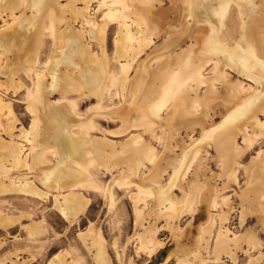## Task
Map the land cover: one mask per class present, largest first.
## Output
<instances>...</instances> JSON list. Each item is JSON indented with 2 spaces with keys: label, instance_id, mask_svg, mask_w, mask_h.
Returning a JSON list of instances; mask_svg holds the SVG:
<instances>
[{
  "label": "rangeland",
  "instance_id": "374dc122",
  "mask_svg": "<svg viewBox=\"0 0 264 264\" xmlns=\"http://www.w3.org/2000/svg\"><path fill=\"white\" fill-rule=\"evenodd\" d=\"M0 264H264V0H0Z\"/></svg>",
  "mask_w": 264,
  "mask_h": 264
},
{
  "label": "crops",
  "instance_id": "0c3cea01",
  "mask_svg": "<svg viewBox=\"0 0 264 264\" xmlns=\"http://www.w3.org/2000/svg\"><path fill=\"white\" fill-rule=\"evenodd\" d=\"M60 121L54 120L53 123L51 122L54 126H52V124L48 126L47 134L57 148L69 152L70 150H74L76 147L70 141V134L59 125ZM133 164L134 162L132 165Z\"/></svg>",
  "mask_w": 264,
  "mask_h": 264
}]
</instances>
